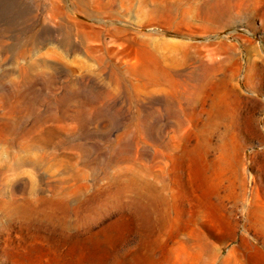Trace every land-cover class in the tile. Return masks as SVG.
Returning a JSON list of instances; mask_svg holds the SVG:
<instances>
[{
	"label": "rangeland",
	"instance_id": "1",
	"mask_svg": "<svg viewBox=\"0 0 264 264\" xmlns=\"http://www.w3.org/2000/svg\"><path fill=\"white\" fill-rule=\"evenodd\" d=\"M214 10L0 0V264H264V0Z\"/></svg>",
	"mask_w": 264,
	"mask_h": 264
},
{
	"label": "bare ground",
	"instance_id": "2",
	"mask_svg": "<svg viewBox=\"0 0 264 264\" xmlns=\"http://www.w3.org/2000/svg\"><path fill=\"white\" fill-rule=\"evenodd\" d=\"M217 1L218 0H120V5L126 14L136 12L138 16H147L149 20L159 19L163 21L168 31L177 32L181 27L187 28L191 25V21L195 19L201 21L198 28L202 31H206L209 28V19L214 16V8ZM119 30L124 32V36H137L135 34L129 35L125 29ZM171 44L178 45L179 43L174 41L171 42ZM221 111L223 112L224 109ZM219 163V165L228 164V158L225 155L221 156ZM219 169V167H213L207 173L206 176L210 182H214L220 178ZM257 211V206L247 209L248 215H252L254 221H257Z\"/></svg>",
	"mask_w": 264,
	"mask_h": 264
}]
</instances>
